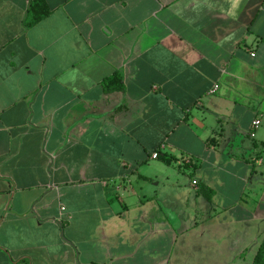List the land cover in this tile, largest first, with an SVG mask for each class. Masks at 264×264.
<instances>
[{"label": "crops", "instance_id": "crops-1", "mask_svg": "<svg viewBox=\"0 0 264 264\" xmlns=\"http://www.w3.org/2000/svg\"><path fill=\"white\" fill-rule=\"evenodd\" d=\"M31 1L0 0V264H252L264 0Z\"/></svg>", "mask_w": 264, "mask_h": 264}, {"label": "trees", "instance_id": "trees-1", "mask_svg": "<svg viewBox=\"0 0 264 264\" xmlns=\"http://www.w3.org/2000/svg\"><path fill=\"white\" fill-rule=\"evenodd\" d=\"M50 13V7L45 0H33L29 6L24 24L27 28H31L47 18ZM102 85L107 92L123 91L124 80L121 75L115 74L113 77L104 80ZM202 192L206 195V198L209 201L212 200V197L214 196L212 190L204 186L202 187ZM252 264H264V237Z\"/></svg>", "mask_w": 264, "mask_h": 264}, {"label": "built area", "instance_id": "built-area-1", "mask_svg": "<svg viewBox=\"0 0 264 264\" xmlns=\"http://www.w3.org/2000/svg\"><path fill=\"white\" fill-rule=\"evenodd\" d=\"M252 56H254V54H252ZM218 89V87H215L214 90L211 93H214L216 90ZM261 125V121L260 120H255L252 123V131H251V137L254 138L256 136V130L259 128V126ZM159 157L158 153L153 154V159H157Z\"/></svg>", "mask_w": 264, "mask_h": 264}, {"label": "rangeland", "instance_id": "rangeland-1", "mask_svg": "<svg viewBox=\"0 0 264 264\" xmlns=\"http://www.w3.org/2000/svg\"><path fill=\"white\" fill-rule=\"evenodd\" d=\"M246 258V263L245 264H251L250 261H252V255L250 253V251L248 252L247 256L245 257ZM198 264H202L203 263V260L201 257H199L198 259Z\"/></svg>", "mask_w": 264, "mask_h": 264}, {"label": "clouds", "instance_id": "clouds-1", "mask_svg": "<svg viewBox=\"0 0 264 264\" xmlns=\"http://www.w3.org/2000/svg\"><path fill=\"white\" fill-rule=\"evenodd\" d=\"M240 3V0H234V7ZM74 79V78H73Z\"/></svg>", "mask_w": 264, "mask_h": 264}]
</instances>
